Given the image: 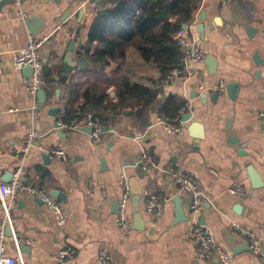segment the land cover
<instances>
[{
	"label": "crops",
	"instance_id": "obj_1",
	"mask_svg": "<svg viewBox=\"0 0 264 264\" xmlns=\"http://www.w3.org/2000/svg\"><path fill=\"white\" fill-rule=\"evenodd\" d=\"M101 4L102 0H15L0 5V183L5 174L20 169L23 182L63 193L64 199L57 198L69 218L60 227L44 202L20 193L9 215L0 211L7 253L17 258V264H54L57 252L70 245L76 255L62 264H222L217 256L201 258L197 253L189 233L188 196L163 171L180 166L207 193L200 221L231 250L233 264H264L233 225L256 231L264 248V186L253 188L248 171L253 165L264 177V119L259 115L264 110V0H201L192 29L207 55L203 61L182 60L184 65L168 83L154 63L144 61L135 48L127 49L120 71L133 83L153 89L161 82L156 87L160 99L176 94L184 103L190 101L181 116H193L182 134L168 132L156 109L143 117L136 115L137 107L112 111L109 105L118 103L115 85L108 89L106 109L84 105V83L99 73L90 69L81 53ZM29 33L45 39L41 57L46 98L41 102L38 97L37 116L31 110L34 98L25 87L28 76L13 65L14 52L28 44ZM96 48L94 43L90 53ZM67 54L74 66L66 61ZM208 56L215 58L214 66L206 61ZM80 58L87 67L80 68ZM115 67L112 64L105 72L112 74ZM188 70L193 75L186 81ZM220 80L226 86L223 94L216 91ZM230 82L239 83L235 94L227 88ZM13 107L19 111H8ZM87 112L109 118V130L99 143L82 127L58 126L59 121L71 123ZM193 121L200 125L189 129ZM33 129L45 135L36 137L24 152ZM58 145L65 148L69 164L48 154ZM143 147L157 156L158 168L138 166ZM123 176L131 188L126 214L130 230L117 223ZM90 180L98 184L93 195ZM238 180L246 192L231 194L229 188ZM140 188L168 198L161 217L145 210L143 193L135 195ZM176 199L186 220L178 217ZM231 235L237 238L233 242L239 252L228 244ZM104 253L110 256L108 263L100 258Z\"/></svg>",
	"mask_w": 264,
	"mask_h": 264
},
{
	"label": "built area",
	"instance_id": "obj_2",
	"mask_svg": "<svg viewBox=\"0 0 264 264\" xmlns=\"http://www.w3.org/2000/svg\"><path fill=\"white\" fill-rule=\"evenodd\" d=\"M193 22L187 25L186 28L180 29L175 35L176 39L185 48V55L183 57L184 62L188 61H203L207 55V51L202 48L197 41L195 32L192 29ZM73 38H77L76 32H70ZM45 42V39H41L32 33H29L28 44L17 51L13 55V65L16 69L22 70L27 66L32 67V74L25 80V87L28 92L33 96L34 101L31 107L33 116H37L39 109L38 92L43 88L44 81V63L41 57V48ZM191 70V69H190ZM188 70V76L186 81L193 75V71ZM179 68H174L167 74L163 75V81L168 83L173 78V73H177ZM160 72H156V76H160ZM226 90L224 80H220L216 86V91L219 94H223ZM190 106V101L186 100L182 112ZM8 111H19V108H9ZM1 114V111H0ZM260 117L264 119V110L259 113ZM158 121L163 127L170 133L182 134L185 130L186 121L183 120V116H177L170 118L166 114L160 112L158 114ZM58 126L65 128L78 129L85 126L92 127L91 137L93 142L99 143L102 139L105 131V124L102 120L97 118L94 113L87 112L81 117L76 118L71 123L58 122ZM44 132H39L33 129L29 134L27 144L24 147V152H28L33 145V140L36 137H43ZM48 154L51 158H59L65 163H70V157L68 156L65 148L62 145H58L48 150ZM138 166L142 170H151L158 168V158L155 154L150 152L147 148L143 147ZM163 171L172 176L175 182L179 185L188 196L189 202V214L188 219L190 223L189 233L191 238L196 244L197 253L201 258H208L211 256H217L222 264H233L231 250L216 240L212 230L206 224L200 221V216L204 209V203L207 200V193L203 190L193 174L183 167H168L163 168ZM123 187V194L118 202V225L125 229H131V222L127 219L128 201L131 196V188L129 180L126 176H123L121 181ZM98 184L94 180H90L89 194L95 193ZM231 194L239 195L246 192V186L241 181H236L234 185L229 188ZM20 193L26 194L33 198L41 199L46 206L53 213L57 224L60 227H64L68 223V214L64 203L53 196L48 190L43 188H37L32 184H28L22 181L21 171L18 169L12 176L9 182L0 183V211H3L7 216L10 214L16 204L17 197ZM105 195V193H104ZM144 207L145 210L156 217H161L165 209V203L168 198L157 191L145 190L143 192ZM234 228L239 234L248 239L251 251L258 255L261 259H264V248L261 240L259 239L256 231L245 227L239 223H234ZM6 234L5 230H0V264H17V258L7 253L6 250ZM76 255V249L70 245L60 249L56 255V261L54 264H62L63 262L74 258ZM101 260L108 263L110 256L106 253L101 254Z\"/></svg>",
	"mask_w": 264,
	"mask_h": 264
},
{
	"label": "trees",
	"instance_id": "obj_3",
	"mask_svg": "<svg viewBox=\"0 0 264 264\" xmlns=\"http://www.w3.org/2000/svg\"><path fill=\"white\" fill-rule=\"evenodd\" d=\"M200 1L102 0L81 53L90 69L99 73L84 83V105L106 109L104 102L110 98L108 89L115 85L118 103L109 105L112 111L137 107L138 117L154 109L170 118L181 116L184 105L181 96L174 94L160 99L156 87L161 86V82L157 81L152 89L143 83H133L120 70L130 47L135 48L144 61L154 63L163 75L179 68L185 48L175 35L184 24L193 22ZM94 43L97 48L91 54ZM112 64H116L113 73L105 72ZM95 116L109 125V118L104 114L96 113Z\"/></svg>",
	"mask_w": 264,
	"mask_h": 264
},
{
	"label": "water",
	"instance_id": "obj_4",
	"mask_svg": "<svg viewBox=\"0 0 264 264\" xmlns=\"http://www.w3.org/2000/svg\"><path fill=\"white\" fill-rule=\"evenodd\" d=\"M14 1L15 0H3L0 5L4 4L6 2L12 3ZM91 1L92 2H100L101 0H91ZM201 18L202 19L205 18V14L204 13L202 14ZM27 23H28L29 27H31V21H30V19L27 21ZM186 27H187V24H184L183 28H186ZM203 27H204V25L202 24V25L199 26V29L201 31H203ZM71 45H75V42H71ZM65 59H66V61L71 66H74V63H73L72 59L70 58V56L68 54L65 56ZM210 60H211L212 63L210 62ZM206 61L209 62V64H211L213 66L215 64V58L213 56H208L206 58ZM213 61H214V64H213ZM181 65L183 66L184 65V62H182ZM79 66H80V68H85V67L88 66V64L85 62V60L83 58H80L79 59ZM23 70H24L26 76H28V77L31 76V74H32V67L31 66H27ZM212 73H214V72L212 71ZM238 87H239V83H237V82H230V83L227 84V88L233 94L236 93ZM202 96L205 97L206 94H203ZM38 97H39V100L41 102H44L45 101V98H46V91H45V89H41L38 92ZM217 97H218V93L215 92L214 95H213V98L214 99L215 98L217 99ZM192 116H193V114H191V113L185 114L183 116V120L186 121V122H188V121H190L192 119ZM198 125H200L198 122L193 121V122H191V125H190V128L189 129L196 128V127H198ZM81 129L82 130H85V131H88L90 133L92 132V127L91 126L82 127ZM108 130H109V127L108 126H105V131H108ZM195 136L197 138H202L203 137V134H195ZM233 139H235V138H233ZM248 171H249L251 180L253 182V188H260V187L264 186V177H263V175L253 165H249ZM12 175L13 174L10 173V172L7 173V174H5V176L3 177V181L9 182L10 179H11V177H12ZM142 193H143V188H140V189H138V190L135 191V195H137V196L141 195ZM51 194L53 196H55V197H59L61 199H64V194L61 193V192H59L58 190H53L51 192ZM37 199L40 202H43L41 199H39V198H37ZM175 201H176V205H177L176 211H177L178 217L181 218V220H186L187 219V216H186L185 209L182 206L181 201L179 199H176ZM8 231H9V229H8ZM9 234H11V232ZM235 239H237L236 236L231 235L230 236V239H229L230 241H228V244L233 248L234 252L236 253V252H239V249H241V248L239 246H236L234 244L233 240H235ZM244 243L247 245V249L250 250L251 249L250 248V245L247 244L245 241H244ZM24 246L25 245H23L22 247L24 248Z\"/></svg>",
	"mask_w": 264,
	"mask_h": 264
}]
</instances>
